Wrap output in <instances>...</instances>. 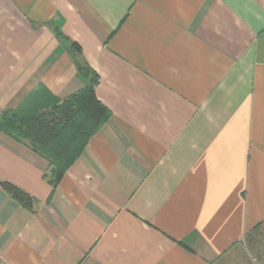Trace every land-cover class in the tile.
<instances>
[{"label": "crops", "instance_id": "crops-1", "mask_svg": "<svg viewBox=\"0 0 264 264\" xmlns=\"http://www.w3.org/2000/svg\"><path fill=\"white\" fill-rule=\"evenodd\" d=\"M97 74L107 121L54 187L0 130V264H264V0H0V109Z\"/></svg>", "mask_w": 264, "mask_h": 264}, {"label": "trees", "instance_id": "trees-1", "mask_svg": "<svg viewBox=\"0 0 264 264\" xmlns=\"http://www.w3.org/2000/svg\"><path fill=\"white\" fill-rule=\"evenodd\" d=\"M66 42L86 84L39 112L23 115L16 110L0 109V130L27 141L33 151L47 160L49 169L44 177L53 187L110 116L95 94L97 74L82 59L80 46L68 39ZM0 185L24 207H32L33 198L21 188L6 180H1Z\"/></svg>", "mask_w": 264, "mask_h": 264}]
</instances>
